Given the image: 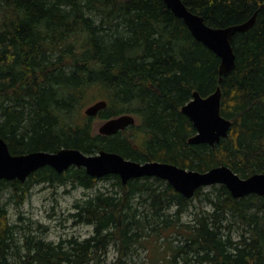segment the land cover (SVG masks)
I'll list each match as a JSON object with an SVG mask.
<instances>
[{
    "label": "trees",
    "instance_id": "obj_1",
    "mask_svg": "<svg viewBox=\"0 0 264 264\" xmlns=\"http://www.w3.org/2000/svg\"><path fill=\"white\" fill-rule=\"evenodd\" d=\"M182 1L215 27L256 12L253 25L232 36L235 65L220 83L219 57L163 0H0V136L9 151L104 149L198 171L224 164L241 177L264 172V0ZM217 85L220 113L231 120L228 134L214 147L191 143L196 129L181 106L193 91L206 96ZM92 97L106 106L77 119ZM126 113L135 123L124 130L93 132L94 118ZM100 178L110 187L74 202L69 214L75 224L92 225L82 240L45 241L28 224L8 223L0 204V264H88L111 242L118 254L107 264H127L146 230L164 232L167 240L175 234L176 242L169 239L160 252L165 264H264V195L235 197L213 184L186 197L157 177ZM98 179L83 167L57 172L44 165L24 181L0 178V196L8 191L18 206L35 184L92 189ZM192 200L201 204L191 223H183Z\"/></svg>",
    "mask_w": 264,
    "mask_h": 264
},
{
    "label": "water",
    "instance_id": "obj_2",
    "mask_svg": "<svg viewBox=\"0 0 264 264\" xmlns=\"http://www.w3.org/2000/svg\"><path fill=\"white\" fill-rule=\"evenodd\" d=\"M171 12L180 18L191 35L214 54L220 63L218 66V83L235 65V53L231 44L236 31L248 30L255 21L256 12L246 21L223 27L210 26L204 18L189 10L182 0H163ZM221 89L206 96L193 91L191 98L185 102L180 111L192 122L196 133L189 137L191 143H207L214 147L221 138L227 136L231 120L220 113ZM106 106L104 99H99L84 109L87 116H94ZM135 123L132 114H120L108 118L98 128V133L114 134ZM48 165L57 172L70 166L83 167L96 178L106 174H117L122 183L130 178L151 176L165 180L175 190L186 197H191L199 187L222 184L235 197L247 194L264 195V172H255L241 177L232 168L220 164L205 171L187 169L165 161H135L119 153L100 149L96 153H84L76 148H59L55 151L35 150L23 154H12L6 141L0 136V178L24 181L34 170Z\"/></svg>",
    "mask_w": 264,
    "mask_h": 264
},
{
    "label": "rangeland",
    "instance_id": "obj_3",
    "mask_svg": "<svg viewBox=\"0 0 264 264\" xmlns=\"http://www.w3.org/2000/svg\"><path fill=\"white\" fill-rule=\"evenodd\" d=\"M86 99L82 107H80L75 116L82 118L84 109L96 101L97 97ZM86 116V115H85ZM104 119L94 118L91 121L93 132L97 133L99 126ZM134 132H132L133 135ZM165 181V180H164ZM109 180L99 178L96 185L92 189H84L77 185L66 184H48L40 183L33 185L25 195V199L18 206L13 201L8 200V191H5L0 196V204H6L8 223L28 224L31 232L43 238L45 241L57 243L61 239L74 237L82 240L93 233L92 225L75 224L69 217V214L74 211V202H81L88 196L94 194L97 190H107L110 187ZM166 182V181H165ZM219 185V184H215ZM204 191L211 190V185L203 186ZM201 202L192 200L187 210L181 214L180 221L183 223H191L193 213L198 211ZM204 204V203H203ZM204 206V205H203ZM208 208V205L204 206ZM174 207L170 209L172 212ZM18 216L21 217L20 221ZM173 221V217L171 218ZM237 226V224H236ZM240 228H234L232 237L238 238ZM149 235L144 236L142 244L133 245L134 250L127 256V264H165L166 259L163 258L162 250L164 245L172 239L176 242L175 236L172 233L171 237L166 239V235L157 230H146ZM145 235V234H144ZM17 243H21L20 236L16 238ZM146 244V245H145ZM118 252L116 246L111 242L104 255H100V260H95L88 264H107L113 261Z\"/></svg>",
    "mask_w": 264,
    "mask_h": 264
}]
</instances>
